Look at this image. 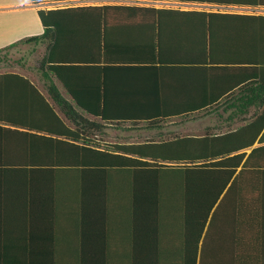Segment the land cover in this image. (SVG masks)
Wrapping results in <instances>:
<instances>
[{
	"label": "crops",
	"instance_id": "1",
	"mask_svg": "<svg viewBox=\"0 0 264 264\" xmlns=\"http://www.w3.org/2000/svg\"><path fill=\"white\" fill-rule=\"evenodd\" d=\"M86 1L75 7L163 9L183 5ZM43 4L0 0V49L44 33L39 17ZM197 6L200 8L190 10L264 15V7ZM214 21L216 35L225 33L228 26L218 25V18ZM122 28L131 33L111 39L113 47L92 54L79 52L83 53L81 59L92 56L97 63L64 68L77 99L62 81L55 80L78 113L76 121L66 118L48 95L46 85L51 83L38 69L31 75L16 72L26 76L36 90L21 80H0V116L23 121L36 131L6 120L0 126L48 137L50 132L74 135L78 141L69 142L90 143L92 148L118 155L100 160L98 174H57L47 169L0 173V245L34 246L41 264H264V176L243 178L235 187L234 195L213 220L204 256V240L201 237L197 244L196 229L194 244L188 243L180 179L148 174L147 166L139 163H153L140 156L164 155L169 161L159 164L180 166L187 158V138L206 140L251 133V125L264 118L263 90L252 79L264 75V70L251 65L248 50L242 49L235 57V47L225 40H212L209 47L200 37V22V38L195 40L193 51L170 46L178 42L166 39L161 40L163 47H153L155 40L139 32L143 27ZM9 72L13 71L4 73ZM77 102L91 110L77 107ZM6 138L0 141V149L20 150L26 145L17 134H6ZM258 146L259 142L254 148ZM54 161L8 158L0 159V167L39 168L54 166ZM232 199L236 206L231 205ZM239 246L243 248L241 259L235 254Z\"/></svg>",
	"mask_w": 264,
	"mask_h": 264
},
{
	"label": "trees",
	"instance_id": "2",
	"mask_svg": "<svg viewBox=\"0 0 264 264\" xmlns=\"http://www.w3.org/2000/svg\"><path fill=\"white\" fill-rule=\"evenodd\" d=\"M35 4L70 1V0H31ZM135 1H164L201 5H234L254 8L264 7V0H135ZM39 17L44 27V33L40 36L27 38L14 43L4 49H0V65L10 64L9 53L20 45H36L45 47V53L39 60L38 71L41 77L51 83L46 85L48 95L66 118H74L77 112L72 103L67 101L57 87L55 80H60L77 99L72 88L67 82L64 68L68 65H83L97 63L91 56L81 59L83 53H91L111 48L114 45L111 39L118 36H129L130 31L122 27H143V32L154 41L153 47H163L161 40H169L188 51H193L195 40L203 38L209 47L215 39L227 41L235 47L237 57L242 49L248 50L251 56V65L264 70V15H233L221 13H209L196 10H181L174 8L158 9L146 6H82L56 9H41ZM139 19L137 22L127 23L128 19ZM203 18L200 21L199 19ZM216 18L220 20L218 25L228 26L225 33L216 35ZM203 30L198 37V23ZM147 25V29H144ZM144 29V30H143ZM122 34H124L122 36ZM118 35V36H117ZM136 36H138L135 33ZM134 36V37H136ZM206 45V46H207ZM76 51V52H74ZM3 55V56H1ZM0 80H21L31 89L34 86L28 78L20 73H1ZM252 83L261 85V93L264 94V75L258 74L252 79ZM38 93V92H37ZM40 94V93H38ZM77 107L86 111L91 110L83 102H77ZM2 111L0 103V115ZM54 113V110L51 108ZM55 114V113H54ZM56 115V114H55ZM58 118V117H57ZM76 121V118H74ZM9 121L16 127L36 131L34 126L23 121L13 120L0 116V123ZM62 125L64 122L59 118ZM259 126V127H257ZM46 130H49L46 128ZM251 133L232 134L211 139L187 138L185 142V164L177 166L161 165L166 162V156H152L151 162L139 161L140 165L147 166L146 173L155 176H174L180 179L181 207L185 209V226L187 229L188 243L194 244L195 229L196 240L199 245L203 237V254L207 251L213 220L219 216V209L223 207L234 195L235 187L241 184L243 178L250 176H264V118L254 122ZM253 131H258L253 133ZM0 141L6 140V134H17L20 140L25 142V147L20 150L0 149V159L33 160L41 158L56 160L54 166H1L0 173L14 172V170L43 169L52 170L57 174H98L99 162L104 158H118V155L92 148L93 144L85 143L77 145L71 141H78L74 135L51 134L50 137L37 135L19 130H11L0 126ZM9 132V133H8ZM41 132V131H40ZM49 132V131H48ZM42 133V132H41ZM14 136V135H13ZM66 139V140H63ZM260 146L255 147L256 143ZM27 146V147H26ZM248 149H252L250 153ZM174 161V160H171ZM184 161L181 160L180 163ZM27 171V172H28ZM45 172V171H44ZM176 185H179L176 182ZM184 185V186H183ZM232 206L237 202L232 199ZM217 207V210L212 211ZM182 217V216H181ZM238 258L243 256V248L235 247ZM38 252L34 246L0 245V264H41L37 262ZM44 264V263H42Z\"/></svg>",
	"mask_w": 264,
	"mask_h": 264
},
{
	"label": "rangeland",
	"instance_id": "3",
	"mask_svg": "<svg viewBox=\"0 0 264 264\" xmlns=\"http://www.w3.org/2000/svg\"><path fill=\"white\" fill-rule=\"evenodd\" d=\"M82 1L87 2L86 0H82ZM80 2L81 0L68 1V3L61 1V2H55V4L54 2H48V4L45 3L41 7L42 9L75 7L76 5L82 4ZM106 2H110V0H106ZM167 3H172V2H167ZM153 4L157 5L156 3H153ZM160 6H163V5H160ZM169 6L171 8H182L184 10L200 8L197 6V4H185V3H183V5L181 6H178V4L169 5ZM44 53H45V48L42 46L41 48L40 47L37 48V47H34L33 45H20L18 48L13 49L9 53L8 58L11 61V63L0 65V72L4 73L8 71H13V72H22L28 75L36 73L35 70L38 68L39 60L42 58Z\"/></svg>",
	"mask_w": 264,
	"mask_h": 264
}]
</instances>
